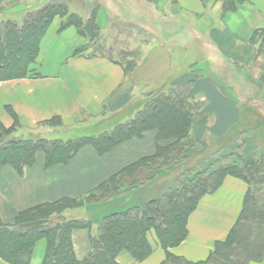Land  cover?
Here are the masks:
<instances>
[{"label":"crops","instance_id":"obj_1","mask_svg":"<svg viewBox=\"0 0 264 264\" xmlns=\"http://www.w3.org/2000/svg\"><path fill=\"white\" fill-rule=\"evenodd\" d=\"M50 1L0 0V12L9 19L5 13L13 14L14 8L28 14ZM64 1L70 14L84 20L95 15L102 39L124 26L114 23L132 26L136 33L129 40H139L140 62L128 75L117 62L113 45L109 50L99 47L101 38L92 41L75 27L59 32L64 20L57 18L53 25L60 21L42 40L28 76L0 83V126L11 130L16 121L19 125L11 138L98 140L134 119L150 92L169 88L167 82H191L190 97L203 107L191 129L193 142L210 146L212 154L225 142L232 145L237 136L257 151L264 148V132L257 127L251 133L256 124L264 123V0ZM61 133L72 139H54ZM167 143L156 130H149L104 153L93 142L86 143L67 163L54 165L47 164L44 151H37L33 164L21 173L9 165L0 170L1 217L12 224L19 213L34 207L83 199ZM170 179L163 177L155 184ZM154 185L118 197L116 205L144 202ZM248 190L243 179L227 176L216 191L200 200L188 217L186 239L169 253L190 263L207 261L238 223ZM90 235L88 230L74 234L79 258L90 251ZM148 241L152 254L146 260L138 263L122 252L118 263L162 264L167 252L154 230L148 233ZM45 251L46 242L40 241L31 264H41ZM0 264L6 263L0 260ZM249 264H264V260Z\"/></svg>","mask_w":264,"mask_h":264},{"label":"trees","instance_id":"obj_2","mask_svg":"<svg viewBox=\"0 0 264 264\" xmlns=\"http://www.w3.org/2000/svg\"><path fill=\"white\" fill-rule=\"evenodd\" d=\"M228 6L226 4L225 9ZM57 18L64 20L59 32L75 27L83 37L92 41L100 35L95 15L84 20L70 14L64 0H51L42 9L29 13L22 26L10 19H0V83L28 76L31 65L39 57L42 40ZM123 27L134 29L128 25ZM139 54L138 51L120 52L117 62L128 75L135 72ZM171 84L167 89L146 96L143 108L134 119L98 140L64 143L15 139L11 135L19 126L17 121L11 130L0 126V170L9 165L19 173L33 164L35 154L40 150L46 153L47 164L54 165L67 163L80 147L89 142L104 153L111 146L140 137L149 130H156L159 137L168 142L166 146L159 147L154 156L126 168L83 199H64L34 207L19 213L12 224L4 223L0 214V260L6 264H31L36 245L45 241L46 251L41 264H119L118 257L122 252H128L139 263L152 254L148 233L154 230L167 252L162 264H248L263 261L264 152H258L250 142L237 136L238 140L225 146L229 149L225 155L233 160L238 158L242 167L236 162L232 165L237 167L232 170L230 165L219 166V158L226 157L219 156L220 151L208 154L213 157H204L203 164L197 165L203 170L197 166L188 167L191 160L199 156L191 153L188 141L203 107L190 97L188 86L191 82ZM54 122L48 124L56 125ZM208 162L209 165L219 164L218 168L204 169ZM229 175L243 179L249 190L242 215L228 239L218 243L208 260L201 263H190L169 253L186 239L188 217L200 200L216 191ZM170 176V180L155 184ZM210 179L214 180L211 186ZM152 184H155L154 188L145 193L144 202L122 207L116 205L118 197L142 192ZM82 208L108 213L102 217L94 216L91 220L62 219L65 212ZM80 230H88L91 234L90 251L83 258L77 256L74 244V234ZM252 256H258V259H251Z\"/></svg>","mask_w":264,"mask_h":264},{"label":"rangeland","instance_id":"obj_3","mask_svg":"<svg viewBox=\"0 0 264 264\" xmlns=\"http://www.w3.org/2000/svg\"><path fill=\"white\" fill-rule=\"evenodd\" d=\"M35 1V0H34ZM42 1V3H44L43 1L44 0H41ZM33 4V3H32ZM36 7L37 6H39V4H34ZM13 14L12 13H5V14H7L8 16H7V18H14V22H16L19 26H22L23 24H24V21H25V18H26V16L29 14H25L24 13V9H22L21 7H17V8H14L13 9ZM23 11V12H22ZM6 16V15H5ZM24 17L23 18V21L22 22H20V20H19V22L18 21H15L16 19H18V18H21V17ZM0 17H1V20L2 19H4V13H1L0 12ZM6 19V18H5ZM0 20V21H1ZM11 20V19H10ZM59 21L60 20H57V22L55 23V25H57L58 23H59ZM116 24H118V25H126V24H121V23H114V25H116ZM55 25H52V27L53 26H55ZM112 29V28H111ZM120 29L121 30H110L109 31V33H107V35H106V38H103L102 39V37H101V35H99V33H100V31H99V33H98V39L100 40V38H101V44L103 45H100L99 47H102V48H106L107 50H109V46H112L113 45V47H114V49L112 50V51H114L113 53L116 55L117 53L118 54H120V52H123V51H128V52H135V51H138V53H140L139 54V60H138V64H139V62H140V59H141V54H142V52H141V50H140V48L142 47L141 46V44H140V42H139V40H138V42H137V40L133 43L132 41H130L129 39L131 38V36L133 35V34H135L136 33V31L134 30V29H126V30H124L123 29V26H120ZM123 32V33H122ZM144 38V37H143ZM117 44H119V45H117ZM264 52V51H263ZM118 58H120L119 57V55H118ZM171 83H173V82H167V85H169V86H171L172 84ZM174 83H176V82H174ZM180 84V83H179ZM168 86V87H169ZM164 88V87H163ZM188 88H189V92H190V89H191V84L188 86ZM160 90V89H159ZM158 90V91H159ZM151 93V92H150ZM149 93V94H150ZM153 93V92H152ZM149 94H147V96L149 95ZM199 98H201V96L199 97ZM195 100V99H194ZM257 127H259V129L261 130V131H263L264 132V123L262 122L261 124H256V127H254V128H252V130H251V133H253V132H255L256 131V129H257ZM190 134H191V132H190ZM189 134V141H192V136ZM67 135H70V134H66V133H61V134H58V135H56V136H54V139H56V138H59V139H62L63 141H68V139H72V136H67ZM72 135V134H71ZM16 138H18V137H16ZM15 138V139H16ZM29 139V138H26V137H22V139ZM51 139H53V138H51ZM188 141V143H189V145H190V147H191V153H194V154H196V153H198L199 154V156H197V157H195L193 160H191V162H190V164L188 165V167L190 166V168L191 167H195V166H197V165H199V164H203V163H201V161H204L205 160V158H210L212 155H208V154H210V153H212V152H214L213 151V149H209V147H208V145H205L204 143H197V142H193L192 141V143H190ZM254 141H256L255 143H257V144H259L260 143V141L257 139V138H255L254 139ZM227 145L228 143H223V146H222V148H220L218 151H220L219 153H218V155L220 156V155H225V154H228V148H226L225 147V145ZM251 146H252V144H250ZM253 147V146H252ZM245 149L246 148H244L243 150L245 151ZM258 151H261V153H263L264 152V148H262V149H258ZM241 153V152H240ZM237 154V153H236ZM238 154H239V152H238ZM208 155V156H207ZM207 156V157H206ZM226 156V155H225ZM238 155H236V157H237ZM205 157V158H204ZM213 157V156H212ZM204 158V159H203ZM220 160V162H219V166H223V165H230V167L231 168H229V169H231L232 170V168H235V167H237V166H241V163H239V159L238 158H236L235 160H233L232 158L231 159H229L227 156L226 157H222V158H219ZM210 163L212 162L211 160L209 161ZM209 162L204 166V169H206V168H212V169H215V168H218V165H209ZM234 162H236V163H238V164H236V165H232ZM198 167V166H197ZM242 167V166H241ZM198 168H200V169H202L203 170V167L201 166V167H198ZM229 171V172H234V171ZM215 182H216V180H215ZM218 182V181H217ZM161 183V182H160ZM214 183V180H212V179H210V181H209V184H210V186L212 185ZM139 202H140V200H139ZM138 203V202H137ZM136 204V203H135ZM108 213V211H94V210H89V209H87V208H82V209H77V210H73V211H67V212H65L64 213V215H63V220L65 219V220H73V219H88V220H91L92 218H94V216H98V217H102V216H104L105 214H107ZM96 232V227L94 228V230H93V233H95ZM44 245V244H43ZM40 248H41V246H40ZM264 257V256H263ZM251 259H258V256H256V257H254V256H252L251 257ZM263 260H264V258H263ZM250 263V262H249ZM248 263V264H249Z\"/></svg>","mask_w":264,"mask_h":264}]
</instances>
